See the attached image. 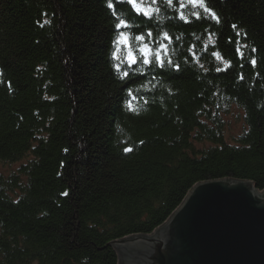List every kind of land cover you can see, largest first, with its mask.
I'll return each mask as SVG.
<instances>
[{
	"label": "trees",
	"instance_id": "1",
	"mask_svg": "<svg viewBox=\"0 0 264 264\" xmlns=\"http://www.w3.org/2000/svg\"><path fill=\"white\" fill-rule=\"evenodd\" d=\"M112 2L0 0V264H118L113 242L154 231L195 184L264 190V0Z\"/></svg>",
	"mask_w": 264,
	"mask_h": 264
},
{
	"label": "water",
	"instance_id": "2",
	"mask_svg": "<svg viewBox=\"0 0 264 264\" xmlns=\"http://www.w3.org/2000/svg\"><path fill=\"white\" fill-rule=\"evenodd\" d=\"M113 246L119 264H264V191L250 179L202 181L154 231Z\"/></svg>",
	"mask_w": 264,
	"mask_h": 264
},
{
	"label": "snow or ice",
	"instance_id": "3",
	"mask_svg": "<svg viewBox=\"0 0 264 264\" xmlns=\"http://www.w3.org/2000/svg\"><path fill=\"white\" fill-rule=\"evenodd\" d=\"M127 2L132 6L133 9H135V11H136L137 13L143 12L145 15H150V14H151V9H147V10L144 9V8L141 6V3L138 2V0H127ZM153 2H154V0H153ZM168 3L171 4V3H172V0H168ZM189 3H192L193 5H197V4H199L200 6L205 7V11H206V12H210V11H211L210 9H208V8L205 6V4H204V0H189ZM183 6H184V5L182 4L181 7H183ZM108 7H109V8H113V2H112V0H109ZM113 14L116 15L115 12H114ZM211 14H212V16H213L214 18H216V17H215V13H211ZM196 15L198 16L199 14H196ZM182 18H183V16H182ZM117 19H118L119 22L115 24V28H116V29H121V28H131V27H132V25L129 24V22H128L126 19H124V18H122V17H120V16H117ZM216 19L218 20V18H216ZM148 35L150 36L151 33H149ZM164 35H165V37L167 38V34L165 33ZM136 39H137V40H143V36H138V37H136ZM127 41H128V36L126 35V33H125V32H120V34H119V36L116 38V40L113 41V43H114L115 45H117L116 51H114V52L112 53L114 59H120V57H119V55H118V53H119V51H120L118 45H119V44H127ZM161 47H165V46H164V45H161ZM140 51L143 53V56H144L143 63H144V64H149L150 61H149V59H148V56H149V53H150V49L148 48V45H144V47L141 48ZM156 58H157V60L160 59V53H159L158 50H157V52H156ZM125 59L127 60V62H128L129 65L136 63V58H135V56L133 55L131 49L128 50V53H127V56L125 57ZM253 63H255V61H253ZM161 65H163V61H161ZM114 67L117 69V71H119L121 65H120V64H115ZM126 76H128V72H127V71H125V72H123V73L121 74V78H124V77H126ZM129 91H130V93H131V90H129ZM129 107H131L130 102H129ZM129 150H130V149H125V151H129Z\"/></svg>",
	"mask_w": 264,
	"mask_h": 264
},
{
	"label": "rangeland",
	"instance_id": "4",
	"mask_svg": "<svg viewBox=\"0 0 264 264\" xmlns=\"http://www.w3.org/2000/svg\"><path fill=\"white\" fill-rule=\"evenodd\" d=\"M181 3L184 5L183 7H181ZM179 4H180L179 8L181 10V13H183V11L185 13H189L188 10H193L196 13V11L200 10L202 7L199 4L193 5L192 3H189V0H179ZM203 9H205V7H203ZM224 117L226 120V124H225L226 136L228 140H231L234 136L241 133L242 130L244 129L243 128L244 117L242 116V109L239 108L237 105H233L230 108L229 113L225 114ZM20 163L21 162H17L16 164H13L11 166H6L4 171L9 172L11 170H14L16 169L17 166L20 165Z\"/></svg>",
	"mask_w": 264,
	"mask_h": 264
},
{
	"label": "bare ground",
	"instance_id": "5",
	"mask_svg": "<svg viewBox=\"0 0 264 264\" xmlns=\"http://www.w3.org/2000/svg\"><path fill=\"white\" fill-rule=\"evenodd\" d=\"M218 179H220V178H218ZM255 185V184H254ZM256 186V185H255ZM256 188H257V186H256ZM258 189V188H257ZM259 190V189H258ZM261 190V189H260ZM261 191H264V190H261ZM174 212V211H173Z\"/></svg>",
	"mask_w": 264,
	"mask_h": 264
}]
</instances>
